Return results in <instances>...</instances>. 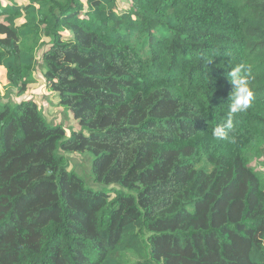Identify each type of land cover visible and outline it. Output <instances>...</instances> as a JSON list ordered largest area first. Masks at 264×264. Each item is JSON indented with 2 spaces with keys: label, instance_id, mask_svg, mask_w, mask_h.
Listing matches in <instances>:
<instances>
[{
  "label": "trees",
  "instance_id": "1",
  "mask_svg": "<svg viewBox=\"0 0 264 264\" xmlns=\"http://www.w3.org/2000/svg\"><path fill=\"white\" fill-rule=\"evenodd\" d=\"M39 49L85 131L0 106V264H264V0H0L10 88ZM240 62L255 99L229 142Z\"/></svg>",
  "mask_w": 264,
  "mask_h": 264
},
{
  "label": "rangeland",
  "instance_id": "2",
  "mask_svg": "<svg viewBox=\"0 0 264 264\" xmlns=\"http://www.w3.org/2000/svg\"><path fill=\"white\" fill-rule=\"evenodd\" d=\"M41 52L39 49L35 52V65L33 69L32 82L24 86L19 82L16 86L11 88L5 77L3 69L0 68V106L14 105L23 100H34L38 106L39 111L45 117L50 125H61L67 135L77 130L85 131L84 127L74 119L70 110L59 103V98L47 86L44 71L45 65L41 60ZM68 169L75 171L79 176H82L86 185L98 189L101 186L89 180L91 175V161L93 155L90 152H73L65 155ZM252 165L260 170H264V157L252 160Z\"/></svg>",
  "mask_w": 264,
  "mask_h": 264
},
{
  "label": "clouds",
  "instance_id": "3",
  "mask_svg": "<svg viewBox=\"0 0 264 264\" xmlns=\"http://www.w3.org/2000/svg\"><path fill=\"white\" fill-rule=\"evenodd\" d=\"M214 57L207 60V69ZM249 74L250 68L244 62L237 63L230 68L227 78L232 85V90L228 105V115L223 124H219L213 128V137L234 142V137L229 136V130L233 128V118L237 114H242L251 108L253 100L255 99L254 92L250 86Z\"/></svg>",
  "mask_w": 264,
  "mask_h": 264
}]
</instances>
